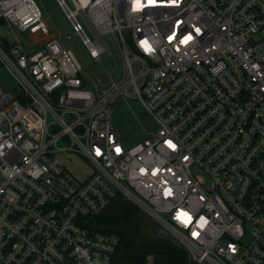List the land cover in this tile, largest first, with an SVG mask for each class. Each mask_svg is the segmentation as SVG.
<instances>
[{
  "label": "built area",
  "instance_id": "obj_1",
  "mask_svg": "<svg viewBox=\"0 0 264 264\" xmlns=\"http://www.w3.org/2000/svg\"><path fill=\"white\" fill-rule=\"evenodd\" d=\"M56 1L92 59L113 35L128 79L90 88L35 0H0V264H114L96 219L117 196L191 264H264V0ZM129 89L157 125L132 146L111 122Z\"/></svg>",
  "mask_w": 264,
  "mask_h": 264
},
{
  "label": "rangeland",
  "instance_id": "obj_2",
  "mask_svg": "<svg viewBox=\"0 0 264 264\" xmlns=\"http://www.w3.org/2000/svg\"><path fill=\"white\" fill-rule=\"evenodd\" d=\"M42 9L43 20L49 28V36L57 37L62 45L70 50L79 64L81 65L86 81L90 88L94 89L97 84L101 89L110 84H124L128 75L124 68L123 54L120 51L113 35L102 36V42L106 48L101 56V60L96 61L91 58L87 48L83 45L81 38L73 31L70 22L67 20L64 12L58 6L56 0H35ZM85 32L94 40V36L87 24L79 17ZM7 30L0 24V43H5L7 39ZM127 38L128 34L124 32ZM27 49L35 45L36 41H40V36H32L21 34L19 36ZM46 36L43 40H46ZM127 48L131 52V46L128 41ZM4 84L11 86L13 80L9 76L3 77ZM129 97L120 96L112 104L111 122L114 130L119 134L121 139L127 146H132L152 135L157 130V125L152 116L145 110L134 90L129 89ZM71 163H65L68 170L78 179L84 180L90 166L82 161L77 155L73 154ZM145 215V214H144ZM153 224V221H151ZM157 232L161 229L159 225Z\"/></svg>",
  "mask_w": 264,
  "mask_h": 264
},
{
  "label": "trees",
  "instance_id": "obj_3",
  "mask_svg": "<svg viewBox=\"0 0 264 264\" xmlns=\"http://www.w3.org/2000/svg\"><path fill=\"white\" fill-rule=\"evenodd\" d=\"M144 214L135 204L117 196L97 217L98 229L120 238L114 264H146L149 256H153V264H191L183 246L174 239L157 237V223Z\"/></svg>",
  "mask_w": 264,
  "mask_h": 264
}]
</instances>
